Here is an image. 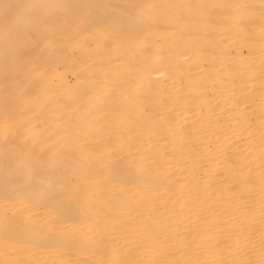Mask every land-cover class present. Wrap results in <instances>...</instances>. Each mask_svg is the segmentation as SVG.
Masks as SVG:
<instances>
[{
    "label": "bare ground",
    "instance_id": "6f19581e",
    "mask_svg": "<svg viewBox=\"0 0 264 264\" xmlns=\"http://www.w3.org/2000/svg\"><path fill=\"white\" fill-rule=\"evenodd\" d=\"M263 29L264 0H0V264H264Z\"/></svg>",
    "mask_w": 264,
    "mask_h": 264
},
{
    "label": "rangeland",
    "instance_id": "374dc122",
    "mask_svg": "<svg viewBox=\"0 0 264 264\" xmlns=\"http://www.w3.org/2000/svg\"><path fill=\"white\" fill-rule=\"evenodd\" d=\"M262 14H263V13H262ZM50 19H53V18L51 17ZM257 19H258V18H257ZM257 21L259 22V19H258ZM258 22H257V24H261V19H260V23H258ZM263 30H264V29H263ZM50 42L53 43L54 40H52V41H50ZM257 45H258V44H257ZM257 45L255 44V45H249V46H256V47H258L259 45H258V46H257ZM249 46H248V48H249ZM256 47H254V48H256ZM262 47H264V46H262ZM262 47L260 46L259 48H261V50H264V49H262ZM259 48H258V50H259ZM229 50H230V49H229ZM232 50H233V48L231 49V51H230L229 53H233V52H235V50H233V51H232ZM241 50H242V49H241ZM243 50H244V51H241V52H242L243 56L245 57V56H247L248 53H250L249 51L252 52L253 49H252V50L249 49V51H248L246 47H245V48L243 47ZM245 50H246V51H245ZM258 50H257V51H258ZM254 52H255V50H254ZM225 54H226V53H225ZM227 54H228V53H227ZM219 55H220V57H221V56H226V55H224V54H215L214 56L211 55L212 57H210V59H209L208 61H205V62H203L202 64H201V61H200V59H199V60L196 61L195 64L189 66V68L191 67V69L188 68V71H189V72L187 71L188 73H187L186 71H184V70H183V72H184V73H187V74H189V73H196V69H197V67L199 66V64H200V66L205 64V65H204L205 68H208V69L210 68L212 71H213V69H215V70H214L215 73H213V74H218V73H220L221 71H223V69H224V68H222V69H221V68H220V69L218 68V67H222V66H223V64H222V65L220 64V59H221V58L219 57ZM218 57H219V62H217V63H213V61H211V58H212V60H218ZM227 57H228V56H227ZM227 57H226V58H225V57H222V58H225L224 60H227ZM231 57H232V56H229L228 58H231ZM224 60L222 59V61H224ZM222 61H221V62H222ZM211 62H212V63H211ZM210 63H211V64H210ZM218 63H219V64H218ZM206 64L208 65L207 67H206ZM220 65H221V66H220ZM195 66H196V69H193V68H195ZM200 66H199V67H200ZM223 67H224V66H223ZM59 68H62V66H60ZM212 68H213V69H212ZM192 69H193V70H192ZM218 69H219V70H218ZM191 70H192V71H191ZM214 71H213V72H214ZM183 72L179 71V74L182 73V74H180V75H187V74H184ZM67 76H68V79H67V80L70 81V82H72L73 79H74V77H75V76H73V74H72V75L69 74V75H67ZM55 79H57V77H56ZM163 80H165L164 77H162L161 81H163ZM178 81L180 82V79H178ZM164 82L167 83V81H163L162 83H164ZM167 84H168V83H167ZM183 84H184V82H182V83L180 84V85H181V86H180L181 88L179 87L176 91L183 89L184 86H185V84H184V85H183ZM221 84H222V83H220L219 86H220ZM164 85H166V84H164ZM222 86H223V85H222ZM182 87H183V88H182ZM221 91H222V90H221ZM219 92H220V91H218V90H216V92L214 91V96H213V93H212V95H211V93L208 92V95H206V97H204V99H205L204 101L200 100L201 98H199L198 102L196 103V107L198 108V106L201 105V104H200V101H202L201 103L212 102V101H214L213 103L216 104V98H217L218 94H220ZM215 94H216V96H215ZM181 95L184 96L183 94H181ZM191 97H192V96H191ZM191 97H189V98L191 99ZM184 98H185V97H184ZM187 98H188V97H186V99H187ZM194 98H195V95H194L193 98H192L193 103L196 102V101L194 100ZM206 98H207V99H206ZM190 99H189V102H192V100L190 101ZM195 99L197 100V98H195ZM202 99H203V98H202ZM212 99H215V100H212ZM208 100H209V101H208ZM235 103H236V105H239V104H240V102L237 103L236 101H235ZM235 103H233V105H234ZM198 104H199V105H198ZM194 105H195V103H194ZM213 105H214V104H213ZM233 105L228 106V109H227V110H228V113L225 114L226 117H230L229 115H232V114H231V113L233 112L232 109H233V107L235 108V106H236V105H235V106H233ZM231 106H233V107L231 108ZM213 107H215V106H213ZM213 107H212V108H213ZM212 108H210V109H212ZM217 108H220V106H219V107L217 106L216 108H213V112H214L215 115H218V116H217L218 119L220 120V119H222V118H226L225 115H222L223 117L220 115V114H222V112H223L224 110H222V111L219 112V109H217ZM214 109L217 110L218 112H217V111L215 112ZM220 109H221V108H220ZM229 110H231V111H229ZM146 111L150 113V112L155 111V109L148 108ZM246 111H248V113L246 112V114L248 115L250 112H249V110H246ZM229 112H230V113H229ZM216 113H217V114H216ZM243 113H244V114H243ZM243 113H242L243 116H245V115H246L245 112H243ZM153 114H155V115L159 114V115H160V114H162V112H161V113H160V112H157V113L154 112ZM228 114H229V115H228ZM250 114H251V113H250ZM219 115H220L222 118H219V117H220ZM255 115H256V114H255ZM143 116H144V115H143ZM241 116H242V115H241ZM237 117L240 118V116H237ZM254 117H255L254 115H253V117H251L252 120H251V118H250V120H251L252 122H253V118H254ZM176 118H178V117H176ZM176 120H177V119H176ZM176 120H175V121H176ZM131 123H132V120L127 121V124H131ZM229 126H230V125H229ZM227 128H228V126H227V127L225 126V129H227ZM242 139H243V138H240V139H239V140H241V144H243V143H242ZM231 143H233V142H231ZM235 144H236V145H237V144L240 145V143H234V145L231 144V148H233V147L235 146ZM239 145L236 146V148L238 147L237 149L234 147L233 149L228 150L229 152L227 151L228 154L225 153V154H223V155H225V156H227V157H231V154H233V153L235 152V151H233V150H239V149L241 148L242 145H240V146H239ZM152 146H154V145H152ZM152 146H149L147 149L149 150ZM202 147H204V146L202 145ZM20 148H22V147H20ZM20 148H18V149H20ZM152 148H153V147H152ZM22 149H25V146H24V148H22ZM240 150H241V149H240ZM231 151H232V153H231ZM213 153H214V152H213ZM211 154H212V151H211ZM207 155H208V153H206V156H207ZM209 155H210V154H209ZM209 155H208L207 158H206L207 160H208V159H211V158H215V157H216V158H217V157H219V158H224V157H225V156L222 157V154H221L220 156H219V154H216V155H210V156H213V157H210ZM204 158H205V157H204ZM202 165H204V166H202ZM205 165H206V163H205V164H200L201 167H205ZM184 169H185V167H184ZM173 171H174V169H173ZM171 172H172V171H170V174L175 173L176 171H174V172H172V173H171ZM177 198H179V197L177 196ZM17 244H18V245H15L14 247H18L19 249H20V248H23V247H22V246H23L22 243L18 242ZM14 247H13L9 252H7L5 255H10V254H12V252H16V249H14Z\"/></svg>",
    "mask_w": 264,
    "mask_h": 264
}]
</instances>
